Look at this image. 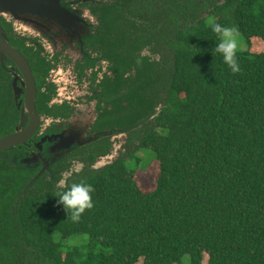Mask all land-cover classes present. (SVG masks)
Here are the masks:
<instances>
[{
  "label": "trees",
  "instance_id": "obj_1",
  "mask_svg": "<svg viewBox=\"0 0 264 264\" xmlns=\"http://www.w3.org/2000/svg\"><path fill=\"white\" fill-rule=\"evenodd\" d=\"M93 5L115 7L116 30L157 13L174 27L163 99L139 152L75 172L67 188L95 190L78 222L55 195L65 186L25 196L12 214L0 203V264H264V0ZM211 22L243 37L239 72L215 51ZM152 160L155 187L144 191L135 172Z\"/></svg>",
  "mask_w": 264,
  "mask_h": 264
},
{
  "label": "flooded vegetation",
  "instance_id": "obj_2",
  "mask_svg": "<svg viewBox=\"0 0 264 264\" xmlns=\"http://www.w3.org/2000/svg\"><path fill=\"white\" fill-rule=\"evenodd\" d=\"M60 4L81 12L76 32L58 23L53 32L42 16L26 15L24 28L0 17L7 41L31 71L26 75L14 60H0V140L12 136L0 148V203L11 214L25 196L67 188L75 172H92L116 148L122 159L139 152L163 99V80L170 79L174 27L166 28L161 14L148 22L127 16L126 30H116L107 21L114 6ZM31 85L34 113L27 109ZM74 134L80 135L68 142Z\"/></svg>",
  "mask_w": 264,
  "mask_h": 264
},
{
  "label": "water",
  "instance_id": "obj_3",
  "mask_svg": "<svg viewBox=\"0 0 264 264\" xmlns=\"http://www.w3.org/2000/svg\"><path fill=\"white\" fill-rule=\"evenodd\" d=\"M60 1L61 0H0V17L9 23H12L13 27L20 26L24 28L26 25L24 23L27 20L26 15H36L35 17L37 18H39L38 16H42L43 18L47 19V21H51V23L53 24L51 25L53 32L55 29L54 25L56 23H58L60 26L65 27L67 31L76 32L73 29H79V28H76V23L78 24L79 21H82V18L77 13L81 14V12H78L77 9L71 10V9L65 8L64 6L60 4ZM93 1L101 5V4H105V2L108 0H93ZM83 12L85 14L86 10H83ZM17 23H22V24L15 25ZM71 27H74V28L71 29ZM61 33H62L61 31L57 32V34H61ZM62 34L66 35V33H62ZM53 56H56V55L53 54ZM6 58H10L14 60L16 64H19L21 71L24 74L31 76V71L29 69L27 59L7 41L5 31L3 28H1V25H0V60L1 62ZM35 95H36L35 87H32L31 85L28 90V96H27V102H28L27 107L28 108L27 109L28 111H32L33 113L35 112L34 110ZM79 135L74 134L71 137H69L67 141L70 142L71 141L70 138L76 139V136H79ZM11 139H12V136H9V137H6L0 140V148L3 147V145L6 142L10 141ZM63 145H66V142H64ZM117 150L118 149L116 148L114 150V154L111 153L112 155L110 157L111 160L107 161L102 166L101 165L98 167L93 166V168L98 170L100 167L102 168L107 165H111L119 157V151ZM69 175H71V173H69ZM66 178L67 176L64 177V180H66Z\"/></svg>",
  "mask_w": 264,
  "mask_h": 264
},
{
  "label": "clouds",
  "instance_id": "obj_4",
  "mask_svg": "<svg viewBox=\"0 0 264 264\" xmlns=\"http://www.w3.org/2000/svg\"><path fill=\"white\" fill-rule=\"evenodd\" d=\"M211 30L219 37L216 43L215 51L222 57L223 63L226 64L233 73L239 72L240 67L237 58V40L233 31L219 23L211 22ZM94 187L87 182L72 183L66 190L58 191L55 195L59 197V203H62L66 212L70 213L73 222H78L81 215L88 209L93 208L94 203L92 194Z\"/></svg>",
  "mask_w": 264,
  "mask_h": 264
},
{
  "label": "rangeland",
  "instance_id": "obj_5",
  "mask_svg": "<svg viewBox=\"0 0 264 264\" xmlns=\"http://www.w3.org/2000/svg\"><path fill=\"white\" fill-rule=\"evenodd\" d=\"M233 31V34L237 40V51L238 50H242V49H245V42H244V39L243 37L238 34L237 31L235 30H232ZM256 42L255 45L259 46V47H262L263 45L261 44V42L259 41H254ZM116 147L118 145H115ZM112 153L114 154V151H112ZM143 154V153H142ZM112 155H108V156H105V157H102L95 165L94 167H98V166H102L103 164H105L107 161L111 160V157ZM79 168V167H78ZM101 168V167H100ZM158 162L156 160H152L150 162V164L148 165L147 168H138L135 172V180L137 181L139 187L144 190V191H148V190H151L152 188L155 187V178H156V175L158 173ZM76 170L78 171L79 169L76 168ZM72 244H79L80 242L78 241H72L70 242ZM138 264H141V261L138 262Z\"/></svg>",
  "mask_w": 264,
  "mask_h": 264
}]
</instances>
